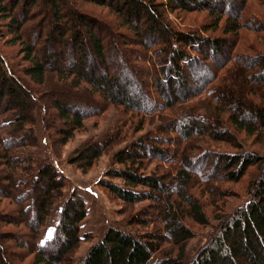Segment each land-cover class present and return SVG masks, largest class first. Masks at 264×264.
<instances>
[{
	"label": "trees",
	"instance_id": "obj_1",
	"mask_svg": "<svg viewBox=\"0 0 264 264\" xmlns=\"http://www.w3.org/2000/svg\"><path fill=\"white\" fill-rule=\"evenodd\" d=\"M235 1L0 0V22L6 28L0 29V41L4 34L16 37L10 46L22 47L20 61L25 64L17 72L9 58L0 53V131L4 134L0 135V196L18 205L20 221H17L29 228L26 238L33 239L26 249L28 255H34L33 264H264L263 153L216 157L217 163L224 166L226 181L238 183L250 168H257L259 173L251 180L247 203L230 214L216 215L219 223L211 237L188 259L187 245L194 239V233L186 221L206 226L209 217L188 194L187 185L195 175L192 170L207 163L208 153L203 150V154L194 158L183 152L182 168L170 178L179 187L170 188L165 182L166 175L141 173L150 159L168 162V154L162 148L168 143L162 137L163 130L158 135L152 132L146 135L148 143L146 138L134 141L115 154L113 160L119 169L106 175L119 180L122 186L108 181H100L98 185L126 208L144 202L152 206L159 203L166 229L164 233L157 231L159 239L154 242L150 234L139 231L145 221L130 216L126 226L135 231L108 227L79 263H73V254L81 242L91 239L89 233H82V223L87 218L85 201L78 190L65 197L66 176L52 163L35 168L32 157L38 146L37 125L41 124L49 134L52 152L56 154V148L65 146L76 132H84L86 120L102 116L108 107L139 115L147 113L146 106L157 112L170 110L178 117L171 124L179 130L185 152L192 149L194 137L207 133L205 117L218 126L212 138L220 134L223 138L218 141H226L240 150L243 142L234 138V132L261 139L264 106L257 105L248 95L258 96L252 90L257 86L264 88V54L243 56L249 62L248 67L238 61L231 66L230 40L202 35L204 30L179 29L167 15L168 10L179 18L194 12L213 14L218 7L214 13L219 14V19L214 26L217 28L221 19L226 18L221 30L224 36H230L241 28L234 18L235 15L239 18L235 11L241 7V1ZM79 2L106 8L117 23L112 26V20L80 12ZM41 14L44 17L33 26L31 22ZM45 16L50 22L47 35L43 28ZM254 19L249 18L244 26L260 31L263 23ZM122 28L127 33L120 31ZM26 29L36 30L30 39L27 37L28 41L21 38ZM45 41L55 51V61L50 55H41L39 50ZM202 57L209 63L202 62ZM116 66L118 69L114 71ZM224 70L220 85L207 90ZM53 76L55 87L70 86L72 92L58 89L57 95L67 102L51 101L49 109L54 113L50 114L44 105L45 97L34 95L31 87H47ZM189 82L197 86L194 88ZM205 94L209 99L204 102V116L196 111L199 105L191 102ZM243 108L249 109L255 123L240 118ZM7 117L10 120L4 122ZM116 138L105 135L86 142L68 158L67 164L86 173L114 145ZM27 215L32 219L27 220ZM52 217L56 221L53 234L41 242V229ZM7 224L15 223L8 221L4 225ZM161 235L169 238L167 248ZM12 240V236L0 234V264L23 262L15 261L16 253L7 254L3 243Z\"/></svg>",
	"mask_w": 264,
	"mask_h": 264
},
{
	"label": "rangeland",
	"instance_id": "obj_2",
	"mask_svg": "<svg viewBox=\"0 0 264 264\" xmlns=\"http://www.w3.org/2000/svg\"><path fill=\"white\" fill-rule=\"evenodd\" d=\"M236 1H241L239 2L241 7L235 11V13H239V18H237V15H235L234 18L239 25L238 27L241 28L236 34L230 36H224L221 30L225 25L224 23L226 18L223 17L219 22V26H217V28L215 27L219 19V14H216V12L214 13V11H218V7H216V10L213 11V14L208 12H194L179 18L177 16L178 14H172L168 10L167 15L168 18L179 29L190 31L197 29L198 32L204 30L202 35L230 40L233 44V46L229 49L232 54L231 60H233L230 65L233 66L235 61H238L239 63H243V66L248 67L249 62L246 57L243 56L251 54L255 56V53L264 54V0ZM78 7L81 8L78 10L82 13L98 18H107L109 21L112 20V26L117 23L115 17L109 14V11L106 8L82 2L78 3ZM224 7H226L225 3ZM39 8L41 11L44 7L42 4H40ZM231 11H233L232 7ZM34 12L35 10L32 13ZM36 17L38 19L31 22L33 26L36 25L37 21L40 18H43L44 15H36ZM249 18H255V21L263 23L260 31H251L244 26L247 25L246 21ZM47 19L48 16H45V23L43 26L44 33H48L50 30L48 25L50 22ZM4 26L5 24L0 22V29L4 28ZM33 31L36 30L26 29L23 32L21 38H24L26 41H28L27 37L30 39L32 37L31 33ZM120 31L127 33L125 28H122V30L120 29ZM46 37L48 38V36ZM15 39L16 37H12L10 35L6 36L4 34L3 40L0 41V53L3 56L6 55L9 58H7L9 62H11L14 66L12 68H15L17 72H20L24 68L25 64L20 61L22 56L20 55L19 51H21L22 47L10 46V44L13 43ZM47 45V41L42 42V48L39 51L42 56L50 55L52 60L55 61L56 53ZM59 49L62 50L60 47ZM201 59L202 62L209 63L204 57ZM113 69L114 71H117L118 67H113ZM249 70L250 69L247 71ZM224 72L225 70L219 72L216 76V81H214V83L206 89L212 90L210 89L212 86H219ZM252 74L253 73L251 72V75ZM18 77H20V73H18ZM54 81L55 80L53 76L49 78L47 87H31L34 89V92H32L34 95H42L45 97L46 100L41 101H44V105L48 109L50 108L51 101H61L63 103L67 102L62 96L57 95L58 93L56 91H58V89L65 90L67 92L70 91V86L56 85L55 87ZM189 83L191 86H194V88L197 86V83L195 82ZM52 85L54 87H51ZM253 86L256 87L257 85L253 84ZM48 87L51 88L48 89ZM257 87L258 88H254L252 91L258 92L259 95H248L249 99L253 100L257 105L264 106V88L259 86ZM243 92L245 93V91ZM48 94H50V96H48ZM206 96L207 95L205 94L201 98L194 99L191 102V105H199L200 108L195 107L196 111H198L200 115L204 116L206 115L204 111V102L209 99V97ZM96 97H98V94L95 95V98ZM2 105L4 106V103ZM189 105L190 103H187L186 107ZM146 107L147 113L141 115L126 113L122 110V108L118 107H108L102 116L86 120L84 122V132H76L74 134V138L71 139L65 146L56 148V154H53V146L51 140L49 139V134L43 130L41 124L37 125L35 128V132L38 137V146L32 152L34 167H40L44 163H52L55 166V169L66 176L65 189L63 191L65 197H68L72 191L78 190L86 204L87 218L82 223V233H89L91 235V239L88 242L84 241L79 244L78 249L73 254V263H79L84 258L88 249L92 245L96 244L108 227L125 228L129 231H135L134 228L126 226L127 218H130V216L137 217L143 222L145 221V224L143 227H141V230L136 227L135 229L150 234V237L153 238L154 242H156V239H159V236H157V231L163 230L164 233L166 229L165 224L163 223L164 212L161 211L159 203H156V206H152V203L144 202L142 204H137L133 207L126 208L122 205L121 201L109 196L104 188L98 185L100 181H108L115 185L122 186L119 180L109 179L106 176L110 170L119 169V166H117L113 160L115 154L140 138H146V142H150L149 138L146 136L150 132L155 134L157 133L158 135L160 131L163 130L161 132H164L162 137L168 139V143L162 148L165 149L166 153L168 154L169 160L168 162H157L150 159L151 161L146 163V167L141 173L144 175H150L158 172L161 175H166L165 182L168 183V187L170 188L179 187V185H176L174 180L171 179L178 172V170H180V157L183 152L196 158L203 154V150H205L209 156L206 164H203L202 166L199 165L194 170H192L193 174L195 175L190 173V175H193V180L189 182L190 185H187V188L189 189L188 194L198 201L203 212H205V214L209 217L208 224L206 226H198L192 221H186V223H188L186 225H188L194 233V239H192L187 245L186 257L188 259L191 258L197 252V250L211 237L215 227H217L219 223L218 220L215 219L216 215H222L223 213L230 214L233 210L245 205L250 199L251 180L253 177L258 175L259 172L257 171V168L248 169L245 176L238 183L229 182L226 181V173L222 168L223 165L219 162L217 163L216 157L239 154L242 152L264 154V132L262 133L263 137L261 139L256 136L247 137L243 133L237 135V133L234 132V138L238 141L240 139V142H243L242 148L240 150L239 148H236L235 145H230L226 141H218L223 138V136L220 134H216V136L212 138L211 134H215L217 132L218 126L214 121L208 122V118L205 117L207 120L206 127L208 128H205L204 130H206L207 133L204 135L201 134L197 138L193 136L195 138L194 141L196 142L192 145V149H188V151L185 152V144L180 138L181 136L178 133L179 130H176V128L172 126L173 124H171L172 121H177V115H175L173 112L171 113L170 110L157 112L151 108V106ZM242 110L243 111L240 113V118L244 119L245 121L255 123L256 120L250 114L249 109L243 108ZM49 113L53 114L54 111L49 109ZM224 119H226V115L224 116ZM9 120L10 118L8 117L3 118L4 122ZM0 135L4 134L0 131ZM105 135L117 137V141L108 151H106L104 155L99 158V160L90 170H88L86 173H83L77 167L69 166L67 164L68 158L72 156L81 145L89 141L99 140ZM17 178L21 179V177ZM134 190L140 191V189ZM157 195L161 198V193H158ZM150 204L151 207L149 206ZM18 210L17 203L0 196V234H5L6 237L12 236V242L6 241L3 243L6 247L7 254L16 253L15 261L17 263V260H23L21 264H33L34 255H28V251H26L29 244H31V240L33 239L26 238L29 228L18 222L20 221ZM26 217L27 220L32 219L30 215H27ZM8 221H13L15 224L12 226L8 224L4 225ZM55 223V218L52 217L41 229L39 236V240L41 242L49 239L52 236ZM17 237H20L19 240H17ZM161 237L165 239V243L169 239H167L165 235H161ZM161 243L163 244L164 242ZM23 245L24 247L21 249L16 248V246L21 247ZM168 246L170 245L166 243L165 248ZM19 253H22L23 255ZM17 255H21L22 257L17 258Z\"/></svg>",
	"mask_w": 264,
	"mask_h": 264
}]
</instances>
